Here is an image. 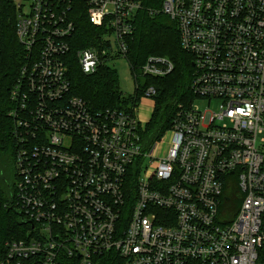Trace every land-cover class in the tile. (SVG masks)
Here are the masks:
<instances>
[{"label": "built area", "instance_id": "obj_1", "mask_svg": "<svg viewBox=\"0 0 264 264\" xmlns=\"http://www.w3.org/2000/svg\"><path fill=\"white\" fill-rule=\"evenodd\" d=\"M12 1L26 59L12 114L38 141L18 138L14 205L29 229L5 242L0 264H262L264 0L147 8L176 22L194 56V100L148 145L142 133L157 90L137 79L166 76L169 58L150 55L131 74L140 94L129 109L95 112L71 95L64 62L84 14L105 30L110 58L126 59L143 0ZM102 54L78 49L81 70L94 73ZM212 99L218 112L195 104Z\"/></svg>", "mask_w": 264, "mask_h": 264}, {"label": "trees", "instance_id": "obj_2", "mask_svg": "<svg viewBox=\"0 0 264 264\" xmlns=\"http://www.w3.org/2000/svg\"><path fill=\"white\" fill-rule=\"evenodd\" d=\"M145 9L135 15V31L127 38L126 61L131 74L138 71L150 55L169 58L174 68L164 77L138 78L141 87L154 85L157 94L151 119L143 131L146 145L158 139L172 124L179 104L189 105L194 96L190 84L194 56L183 50L179 41V31L174 20L162 13L150 14L147 8L158 9L161 0H143ZM16 10L12 0H0V258L5 253V242L24 238L29 229L14 205L17 170L16 158L19 137L33 138L32 128L17 124L19 115L12 113L16 108L11 99V91L21 77V68L26 62L24 48L16 36ZM75 30L69 39L70 50L64 56L66 76L70 83L71 95L84 100L91 111L106 109H129L135 104L140 92L125 95L120 89L117 71L108 64L109 43L105 41V30L93 25L88 17L76 15ZM105 50L102 63L94 73L81 70L76 57L80 48ZM137 93V94H136ZM24 114V113H23ZM29 118V116H26ZM19 133V134H18ZM31 139V140H30ZM231 201L239 205L238 195H229ZM259 261L264 264V247L259 253ZM94 264H108L99 258Z\"/></svg>", "mask_w": 264, "mask_h": 264}, {"label": "rangeland", "instance_id": "obj_3", "mask_svg": "<svg viewBox=\"0 0 264 264\" xmlns=\"http://www.w3.org/2000/svg\"><path fill=\"white\" fill-rule=\"evenodd\" d=\"M108 64L116 69L119 86L122 92L125 95L134 93L135 91L134 79L131 75L130 66L128 65L126 59L125 58L110 59ZM219 103L220 101L218 99H212L209 107H207V103L204 100H197L195 104L198 105L201 111L210 110L213 112H218ZM143 105L150 108V110L148 111V113L150 114L152 112V108L150 107L151 106L150 101H147L146 103L144 102ZM149 117L150 115H148L146 120H148ZM238 206L239 205L234 204L233 209L236 210Z\"/></svg>", "mask_w": 264, "mask_h": 264}, {"label": "water", "instance_id": "obj_4", "mask_svg": "<svg viewBox=\"0 0 264 264\" xmlns=\"http://www.w3.org/2000/svg\"><path fill=\"white\" fill-rule=\"evenodd\" d=\"M18 213H19V211H18ZM22 223H26V221L24 219H21L20 224H22Z\"/></svg>", "mask_w": 264, "mask_h": 264}, {"label": "crops", "instance_id": "obj_5", "mask_svg": "<svg viewBox=\"0 0 264 264\" xmlns=\"http://www.w3.org/2000/svg\"><path fill=\"white\" fill-rule=\"evenodd\" d=\"M145 112H146V108H144V110H143V114H145Z\"/></svg>", "mask_w": 264, "mask_h": 264}]
</instances>
